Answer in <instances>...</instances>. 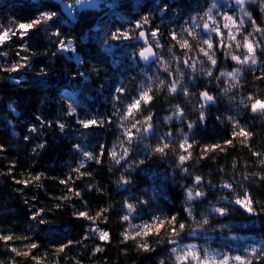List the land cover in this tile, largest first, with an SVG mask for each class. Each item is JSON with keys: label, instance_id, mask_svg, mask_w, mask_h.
Masks as SVG:
<instances>
[{"label": "trees", "instance_id": "1", "mask_svg": "<svg viewBox=\"0 0 264 264\" xmlns=\"http://www.w3.org/2000/svg\"><path fill=\"white\" fill-rule=\"evenodd\" d=\"M259 100L264 0H105L74 23L0 0V264H171L242 238L264 264Z\"/></svg>", "mask_w": 264, "mask_h": 264}, {"label": "rangeland", "instance_id": "2", "mask_svg": "<svg viewBox=\"0 0 264 264\" xmlns=\"http://www.w3.org/2000/svg\"><path fill=\"white\" fill-rule=\"evenodd\" d=\"M214 17L210 20L214 21ZM223 22L230 29H237L238 23L236 18L229 13H224ZM220 28V27H219ZM71 43H65L62 48L68 50ZM255 109L264 110V100L255 103ZM244 208L249 210V203L246 200L242 202ZM130 226L127 231L130 234L138 235L151 231L156 228L161 220H129ZM239 245H232L230 250H224L215 246H201L194 240L176 244L172 249L171 264H245V256L238 253L240 250L247 255H255L261 248V241L255 239L242 238Z\"/></svg>", "mask_w": 264, "mask_h": 264}, {"label": "water", "instance_id": "3", "mask_svg": "<svg viewBox=\"0 0 264 264\" xmlns=\"http://www.w3.org/2000/svg\"><path fill=\"white\" fill-rule=\"evenodd\" d=\"M61 5V12L66 16L70 22L74 23L77 20L76 11L82 12L87 10H96L100 11L104 4L105 0H77L74 3L62 2L61 0H53ZM76 9L73 10L72 8ZM138 40L145 46L142 52L139 55V60L145 65H149L154 62L157 58V55L153 48L149 45L147 38V32L142 31L139 33Z\"/></svg>", "mask_w": 264, "mask_h": 264}, {"label": "flooded vegetation", "instance_id": "4", "mask_svg": "<svg viewBox=\"0 0 264 264\" xmlns=\"http://www.w3.org/2000/svg\"><path fill=\"white\" fill-rule=\"evenodd\" d=\"M48 1H52V2H54V3H56L58 6H59V9H60V11H61V5H60V3H58V2H56V1H53V0H48ZM62 2H67V3H74V2H76L77 0H61ZM73 10H75L76 8L75 7H73L72 8ZM82 12H84V11H82ZM62 13V12H61ZM81 12H78V11H76V17L78 18V14H80ZM63 14V13H62ZM63 16H64V14H63ZM65 18H66V20L68 21V22H70V20L66 17V16H64Z\"/></svg>", "mask_w": 264, "mask_h": 264}, {"label": "built area", "instance_id": "5", "mask_svg": "<svg viewBox=\"0 0 264 264\" xmlns=\"http://www.w3.org/2000/svg\"><path fill=\"white\" fill-rule=\"evenodd\" d=\"M112 6V2L111 1H108L107 2V7H111Z\"/></svg>", "mask_w": 264, "mask_h": 264}]
</instances>
